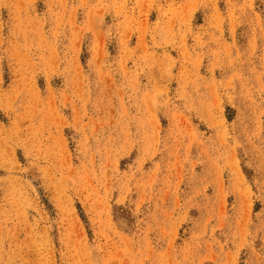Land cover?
I'll return each mask as SVG.
<instances>
[{"label": "rangeland", "instance_id": "374dc122", "mask_svg": "<svg viewBox=\"0 0 264 264\" xmlns=\"http://www.w3.org/2000/svg\"><path fill=\"white\" fill-rule=\"evenodd\" d=\"M0 264H264V0H0Z\"/></svg>", "mask_w": 264, "mask_h": 264}]
</instances>
